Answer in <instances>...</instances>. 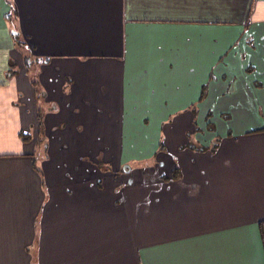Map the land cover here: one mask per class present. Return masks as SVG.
Returning <instances> with one entry per match:
<instances>
[{"label": "crops", "instance_id": "0c3cea01", "mask_svg": "<svg viewBox=\"0 0 264 264\" xmlns=\"http://www.w3.org/2000/svg\"><path fill=\"white\" fill-rule=\"evenodd\" d=\"M0 264H264V0H0Z\"/></svg>", "mask_w": 264, "mask_h": 264}, {"label": "trees", "instance_id": "16d2710c", "mask_svg": "<svg viewBox=\"0 0 264 264\" xmlns=\"http://www.w3.org/2000/svg\"><path fill=\"white\" fill-rule=\"evenodd\" d=\"M11 18H12V13L11 12H7L4 14V19L8 22H11ZM9 32H10V35L12 37V40H13V43H14V46H18V47H21L22 48V45H23V41H22V38H21V35L16 31L14 30L13 28H9ZM23 60H24V65L28 67L29 65V61L28 59H26L25 57H23ZM47 59L45 58L44 60H42L41 62H46ZM250 68V67H248ZM247 68V69H248ZM17 69H18V65L16 64L15 60L13 59H10L9 60V69L6 71V77L11 79L14 75L17 74ZM35 83V81H33V84ZM204 95V93L201 94V97L202 98ZM211 117V113L208 112L207 115H206V128L207 130L209 131H214L209 119ZM198 130V129H197ZM199 131V130H198ZM22 134V133H21ZM23 140H26L27 138L25 137V135H23ZM214 141L211 142L208 146H204V147H199L200 151H214L216 149V144L219 140V137L216 135L214 136ZM160 148H163L162 144H160ZM173 176L175 175L174 173V170H173Z\"/></svg>", "mask_w": 264, "mask_h": 264}, {"label": "rangeland", "instance_id": "374dc122", "mask_svg": "<svg viewBox=\"0 0 264 264\" xmlns=\"http://www.w3.org/2000/svg\"><path fill=\"white\" fill-rule=\"evenodd\" d=\"M9 27L11 28V25ZM14 48H15V53L13 54V56L16 58V64L18 65V74H20V77L23 81H26L25 72H24V68H26V66L24 65V60H23V57H24L23 48L18 47V46H14ZM43 105L45 107L44 111H46L48 109V105L47 104H43ZM114 124H115V118L113 115V118H111V121H110V125L107 126V135L111 137L116 134V129H115L116 126Z\"/></svg>", "mask_w": 264, "mask_h": 264}]
</instances>
